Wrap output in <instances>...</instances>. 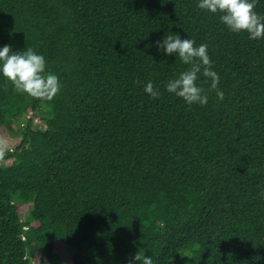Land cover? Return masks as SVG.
<instances>
[{
  "label": "trees",
  "instance_id": "trees-1",
  "mask_svg": "<svg viewBox=\"0 0 264 264\" xmlns=\"http://www.w3.org/2000/svg\"><path fill=\"white\" fill-rule=\"evenodd\" d=\"M198 3L0 0V48L31 47L61 84L45 101L0 73V132L19 139L0 158V264H54L58 242L74 264H264V38ZM167 34L208 45L206 105L167 91L190 67Z\"/></svg>",
  "mask_w": 264,
  "mask_h": 264
},
{
  "label": "clouds",
  "instance_id": "clouds-1",
  "mask_svg": "<svg viewBox=\"0 0 264 264\" xmlns=\"http://www.w3.org/2000/svg\"><path fill=\"white\" fill-rule=\"evenodd\" d=\"M164 2V0H163ZM257 0H199L198 7L211 13H219L220 20L235 33L247 32L251 39L264 38V15L255 11ZM157 45L168 55L175 53L179 59L190 67L170 80L167 91L183 98L189 105L199 103L206 105L208 101L204 89L196 81L201 72L211 79L210 90L216 89L219 75L212 70V61L208 54V45L195 46V41L182 39L180 35L167 34ZM0 73L3 74L19 93L51 101L60 91L61 84L56 74L46 72V59L31 47L24 51H14L10 45L0 48ZM145 91L154 99L160 93L148 82ZM4 155V147L0 145V158ZM153 264L151 256L141 250L129 261V264Z\"/></svg>",
  "mask_w": 264,
  "mask_h": 264
},
{
  "label": "rangeland",
  "instance_id": "rangeland-1",
  "mask_svg": "<svg viewBox=\"0 0 264 264\" xmlns=\"http://www.w3.org/2000/svg\"><path fill=\"white\" fill-rule=\"evenodd\" d=\"M18 142L19 139L9 138L0 132V145L4 147V150L13 149L18 144ZM74 255V249H68L65 244L58 242L55 249L54 264H74ZM33 261L38 263L37 258H34Z\"/></svg>",
  "mask_w": 264,
  "mask_h": 264
},
{
  "label": "built area",
  "instance_id": "built-area-1",
  "mask_svg": "<svg viewBox=\"0 0 264 264\" xmlns=\"http://www.w3.org/2000/svg\"><path fill=\"white\" fill-rule=\"evenodd\" d=\"M25 238V237H24Z\"/></svg>",
  "mask_w": 264,
  "mask_h": 264
}]
</instances>
